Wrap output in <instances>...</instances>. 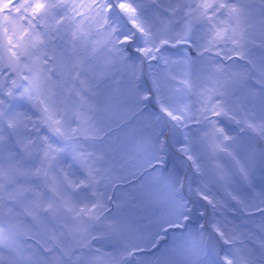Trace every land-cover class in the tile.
<instances>
[{
	"label": "rangeland",
	"instance_id": "rangeland-1",
	"mask_svg": "<svg viewBox=\"0 0 264 264\" xmlns=\"http://www.w3.org/2000/svg\"><path fill=\"white\" fill-rule=\"evenodd\" d=\"M1 196L0 264H264V0H0Z\"/></svg>",
	"mask_w": 264,
	"mask_h": 264
},
{
	"label": "water",
	"instance_id": "water-1",
	"mask_svg": "<svg viewBox=\"0 0 264 264\" xmlns=\"http://www.w3.org/2000/svg\"><path fill=\"white\" fill-rule=\"evenodd\" d=\"M36 107L40 111L43 110V107L39 100L36 101ZM255 141H256L257 148L258 149L261 148V145H263V141L260 140V137L257 134H255ZM48 191L52 197L57 198V195L52 189H48ZM6 204H7V198L5 196H1L0 197V219H3V217L6 216V211H5Z\"/></svg>",
	"mask_w": 264,
	"mask_h": 264
}]
</instances>
